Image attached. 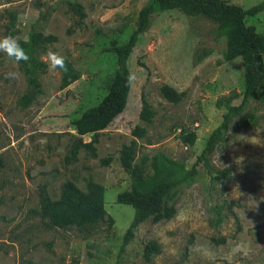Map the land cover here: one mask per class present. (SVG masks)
I'll return each instance as SVG.
<instances>
[{
  "label": "rangeland",
  "instance_id": "1",
  "mask_svg": "<svg viewBox=\"0 0 264 264\" xmlns=\"http://www.w3.org/2000/svg\"><path fill=\"white\" fill-rule=\"evenodd\" d=\"M146 1L0 0V39L19 42L32 30L56 38L40 56L47 64L41 93L24 110L16 101L29 87L18 64L0 52V264H264V99L259 97L250 99L211 157L213 167L228 170V177L199 168L193 184L177 191L175 217L142 224L120 252L133 219L132 207L116 203L130 185L120 162L128 155L124 148L134 149L136 163L161 152L190 166L227 107L242 101V62L226 57L214 21L176 11L153 15L128 63L125 111L100 132L95 155L80 149L74 163L65 162L77 139L72 123L101 102L114 76V58L106 49L128 40ZM225 1L248 9L262 0ZM70 4L80 5L85 16ZM10 14L16 16L13 24ZM246 24L264 35V12ZM49 51L69 61L81 78L62 90L60 70L49 69ZM9 72L19 75L6 79ZM172 92L181 95L178 101L170 100ZM142 101L156 113L151 124L139 118ZM137 127L144 130L142 137L135 135ZM182 131L196 134L193 146L182 143ZM89 179L105 189L112 226L105 221L90 235L50 229L35 213L41 188L57 199L65 180L85 190ZM215 207L222 210L219 226L213 225ZM151 242L159 252L146 261L144 249Z\"/></svg>",
  "mask_w": 264,
  "mask_h": 264
},
{
  "label": "trees",
  "instance_id": "2",
  "mask_svg": "<svg viewBox=\"0 0 264 264\" xmlns=\"http://www.w3.org/2000/svg\"><path fill=\"white\" fill-rule=\"evenodd\" d=\"M69 7L81 18L85 16L80 5L70 4ZM173 11L189 18L205 17L217 24L219 35L225 39L226 57L229 60L240 59L242 62L243 98L239 105L227 107L220 125L208 136L202 151L190 166L161 152L151 158L143 156L136 163L134 149L124 148L128 155H122L120 162L130 176V185L118 193L116 203L132 207L133 219L123 234L120 252H123L133 240L135 231L142 224L149 222L155 225L175 217L177 191L182 186L193 184L199 168H203L210 176L215 174L223 179L228 177V170L218 171L213 167L211 157L230 132L234 121L243 116L250 99L254 97L264 99V35L258 33L254 26L246 24V20H252L264 12V0L248 9L225 0H147L138 12L136 28L128 40L122 44L111 42L106 49L114 58L116 67L114 76L101 102L85 110L72 123L77 139L65 157L67 164L76 161L80 149L88 150L95 155L94 145L98 143L100 132L106 130L126 109L131 90L128 63L139 37L148 29L153 15ZM10 17L13 24L16 16L10 14ZM55 41L56 38L53 36L42 37L32 30L26 39L18 42L29 56L27 62H16L29 87V92L16 101L20 109L28 108L41 93L40 76L46 72L47 64L40 56L46 52L47 46ZM65 65L66 72L58 68L61 73L62 90L81 78L80 72L69 61L65 60ZM170 96V100L176 102L181 95L172 92ZM155 115L152 107L142 101L140 120L151 124ZM134 131L136 136L144 135V130L139 127ZM87 135L91 136V140L84 143L81 138ZM180 140L193 146L196 134L182 131ZM104 193V187L94 180H87L85 190L77 187L73 181L65 180L60 186L57 199H51L46 189L41 188L38 194L39 209L35 213L46 221L50 229H76L90 235L96 226L105 221L109 226L114 224V220L104 207ZM213 214V225L219 226L223 222L221 208L215 207ZM158 252V246L151 242L144 249V259L150 261Z\"/></svg>",
  "mask_w": 264,
  "mask_h": 264
},
{
  "label": "clouds",
  "instance_id": "3",
  "mask_svg": "<svg viewBox=\"0 0 264 264\" xmlns=\"http://www.w3.org/2000/svg\"><path fill=\"white\" fill-rule=\"evenodd\" d=\"M0 52L5 53L9 58L13 59L15 62L19 63L20 61L27 62L29 56L25 50L20 46L18 41L11 36L4 37L0 39ZM49 59V69L55 70L57 68L67 71L64 57L49 51L47 53ZM18 73L9 72L6 74V79H15L18 77Z\"/></svg>",
  "mask_w": 264,
  "mask_h": 264
}]
</instances>
